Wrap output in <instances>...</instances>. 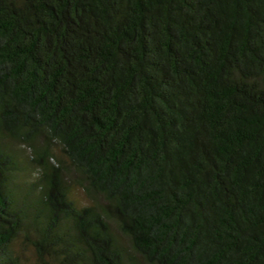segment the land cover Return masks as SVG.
<instances>
[{
	"label": "trees",
	"instance_id": "16d2710c",
	"mask_svg": "<svg viewBox=\"0 0 264 264\" xmlns=\"http://www.w3.org/2000/svg\"><path fill=\"white\" fill-rule=\"evenodd\" d=\"M0 264H264V0H0Z\"/></svg>",
	"mask_w": 264,
	"mask_h": 264
},
{
	"label": "rangeland",
	"instance_id": "374dc122",
	"mask_svg": "<svg viewBox=\"0 0 264 264\" xmlns=\"http://www.w3.org/2000/svg\"><path fill=\"white\" fill-rule=\"evenodd\" d=\"M74 197L80 205L90 204V199L87 197L82 188L78 187L74 190ZM27 255H31V252L27 250Z\"/></svg>",
	"mask_w": 264,
	"mask_h": 264
}]
</instances>
